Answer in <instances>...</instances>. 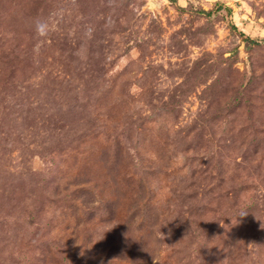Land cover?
I'll return each mask as SVG.
<instances>
[{
    "label": "rangeland",
    "instance_id": "374dc122",
    "mask_svg": "<svg viewBox=\"0 0 264 264\" xmlns=\"http://www.w3.org/2000/svg\"><path fill=\"white\" fill-rule=\"evenodd\" d=\"M0 264H264V0H0Z\"/></svg>",
    "mask_w": 264,
    "mask_h": 264
},
{
    "label": "clouds",
    "instance_id": "9594fccd",
    "mask_svg": "<svg viewBox=\"0 0 264 264\" xmlns=\"http://www.w3.org/2000/svg\"><path fill=\"white\" fill-rule=\"evenodd\" d=\"M160 235H161V233H160ZM161 237L164 238L162 235H161Z\"/></svg>",
    "mask_w": 264,
    "mask_h": 264
}]
</instances>
